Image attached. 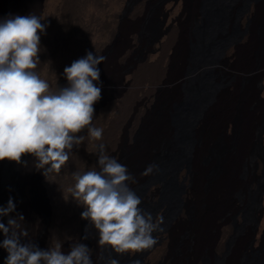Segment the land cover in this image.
<instances>
[{"label":"bare ground","instance_id":"6f19581e","mask_svg":"<svg viewBox=\"0 0 264 264\" xmlns=\"http://www.w3.org/2000/svg\"><path fill=\"white\" fill-rule=\"evenodd\" d=\"M149 1L0 0V20L28 15L44 18L39 76L52 92L67 86L63 70L73 61L88 52L105 58L97 65L100 78L94 83L101 88V99L94 104L92 121L103 130L102 140H93L87 129L79 133L84 142L73 147L59 174L48 175L51 182L42 169H36L31 155H24L21 163L0 161V206L6 207L9 198L15 204V211L3 217V222L22 215V227L28 231L22 242L47 250L58 240L67 254L80 241V214L85 209L71 196L65 201V190L74 185V172L90 170L87 159L98 150V142L104 144L107 155L114 156L119 147L118 143L114 146V120L122 117L117 136L129 135V142L120 148V163L133 178L127 183L142 202L155 205L154 220L164 217L162 230L153 233L156 244L140 252V264H242L245 253L251 256L249 264H261L264 179L246 233L234 241L229 236L232 218L239 216L243 195L259 168L250 145L257 139L264 144V125H258L260 87L250 85L247 76H212L193 89L187 81L225 57L240 59L243 66L237 64V72L264 67L260 62L264 59V0H156L153 12L160 16L162 27L145 43L137 64L128 69L130 73L114 70V61L123 60L139 41ZM237 7L241 9L235 13ZM238 23L243 31L240 37L238 30L231 34ZM193 52L198 62L191 67ZM152 68L158 71L149 73ZM136 69L147 70V74L133 76ZM126 92L131 96L124 108L121 103ZM186 98L193 106L185 110L184 139L174 145V113ZM177 150L181 158L172 165L164 164L163 178L148 179L149 173H144L149 166L153 171ZM166 178L176 187L170 209L166 201H159ZM138 186L141 188L136 189ZM85 245L91 250L93 264H110L112 259L133 255L117 254L112 248L107 253L94 230ZM6 257V250L0 248V264H6Z\"/></svg>","mask_w":264,"mask_h":264},{"label":"clouds","instance_id":"9594fccd","mask_svg":"<svg viewBox=\"0 0 264 264\" xmlns=\"http://www.w3.org/2000/svg\"><path fill=\"white\" fill-rule=\"evenodd\" d=\"M44 19L37 15L15 16L0 20V161L22 162L24 155L35 158L36 169L59 174L69 160L74 146L84 142L79 135L87 129L89 136L101 141L103 130L92 125L94 104L101 99L98 64L103 56L88 52L63 70L67 86L58 92L35 71L40 63V33ZM100 171L74 172V185L63 195L71 196L84 207L80 216L89 220L99 234V244L110 246L117 254H136L152 248L157 240L153 233L162 230V217L155 220L140 207L141 198L129 187L133 178L127 167L105 153L98 145ZM152 166L144 174L150 173ZM51 182V181H49ZM15 211L9 198L0 206V248L7 252L6 264H93L91 250L84 244L71 246L65 254L60 241L47 250L32 242L22 227V215L3 217ZM110 264H118L112 259ZM131 264H140L134 260Z\"/></svg>","mask_w":264,"mask_h":264},{"label":"rangeland","instance_id":"374dc122","mask_svg":"<svg viewBox=\"0 0 264 264\" xmlns=\"http://www.w3.org/2000/svg\"><path fill=\"white\" fill-rule=\"evenodd\" d=\"M155 5H156V7H155ZM157 6H158V3L156 2V0H152V1H149L147 3L146 8H148L147 11L149 12V14L145 17V20L143 21V29H142V32L139 36L140 38H138L139 43L136 42L134 44L135 47L133 45L131 48L128 49L127 54L125 55L126 59L125 58H124L125 60L123 59L124 61L123 60L118 61V59H116L114 61V70H117V71L118 70H122V71L124 70L125 73H130L129 70H131L132 68L135 67L139 58L142 56V53H143L142 49H143V46L145 45V43L147 41H149V39L153 38L157 34V32L160 30V28L162 27V20H161V18H159L160 17L159 15H157V14L155 15V12H153L157 8ZM240 9H241L240 7H237L235 9V13L238 12ZM206 13L208 14V17H209L210 10L206 9ZM151 15H154V16H151ZM172 24H173L172 28L177 27V23L175 21H173ZM235 26L236 27H234V28H236V30L234 28H232L231 34H232V32L235 33L238 30V32H236V34L240 33V34H238V36L240 37L242 32H243L242 28L239 27L240 26L239 23L236 24ZM203 48H204V50L209 49L207 46H203ZM195 56H196V53L193 52L191 55V58H190V61H192L191 67L196 65L198 62L197 58H195ZM231 58L225 57V60H223L219 64L214 63V65L213 64L210 65L209 68L202 70L197 75H193L196 77L193 79H189V81H187V83H189L188 85H190V88L193 89L194 87L201 85V82L203 80H207V78H211L212 76H213V78H215V77L222 78L223 76H232V77H234V76H247L246 81L248 79V83L250 85H253L254 87H257V86L260 87L258 94H259V97L261 98V106H260L261 110H260V114H259L258 125H264V67L263 68L260 67L256 70L252 71V72H249V73H242L241 71L237 72L236 70H234V68H236V65L238 64L237 66L242 67L243 64L241 63L240 59L236 60L234 57H231ZM260 62H261V64H263L264 59H261ZM38 68H40V69L38 70ZM38 68L36 70H37V73L39 74V72L42 71L41 63L38 65ZM126 71H128V72H126ZM156 71H158L157 68H152V69L148 70L149 73H153V74H155ZM139 72L140 73L143 72L142 73L143 75L142 74L139 75ZM133 74H134L133 76H138V77L144 76V74H147V70L136 69ZM138 77H136V79H135L136 86H138V83H139ZM64 83L67 84V82H64ZM114 86H115V84H114ZM114 88H116V87H114ZM129 96H131V93L126 92L125 98L123 96V100H124L125 105H124V103H121V105L123 104V106H121V107H124V108L127 107L128 100L130 99ZM192 106H193V103L191 101H189V98H186L184 100V102L182 103V105L180 107H177L175 110L174 118H173L174 123H175V132H174V137H173V142H172L174 145L179 144V142L182 139H184V134L186 131V129H185V110L189 109ZM121 119H122V117H118V118H116V120H114V123H115L114 127L116 126V128H114V146L118 143L119 147H117L118 149L114 150L115 154L113 157L115 159H117L119 163H120L121 159L123 158V153L121 152L120 148L122 146L124 147L126 145V142H129V140H128L129 135L128 134H126V135L124 134L123 137L117 136L118 131H119V123L121 122ZM118 141H120L121 144ZM99 144H100V142L97 143V145H99ZM250 148H251L253 155L255 156L257 163L259 164V168L254 172V177H253L254 183L248 187V189L246 190V192L243 195L244 203L240 209L239 216L232 218L231 224L229 225L231 227L229 229V234H230L229 236L231 237L232 241H234L235 239H237L239 237L244 236V234L247 231V227H249V225L253 221L254 209H255L257 203L259 202V198H260L258 190L262 184V180L264 179V144L261 143V141L259 139H257L251 143ZM99 154H100L99 149L96 150L93 154L90 152V155L87 159L90 161V162L87 161V165H88L89 169L94 168L97 171H100V166L97 163V159H98ZM174 155L168 161L159 162L157 164V166L153 169V171H151L149 173L148 179L163 178L164 164H166L168 162L170 165H172L173 162L175 163L176 161H178L181 158V153L178 150L174 153ZM170 160H173V161L170 162ZM140 188H141V186H138L136 189H140ZM175 192H176L175 184L169 178H166L165 179V189H164V192L159 197V201H166L168 203V206L170 209L174 204L173 196H174ZM155 203H157V202H155ZM140 207L143 211L151 213L153 211V208L155 207V205L153 203L147 204V203L142 202ZM163 221H164V217H162V223H163ZM80 222H81V227H82V234H81L80 241L78 243L85 245L86 242L88 241L92 231L93 230L97 231V230L95 228L91 229V225L89 224V221L86 219H82L80 217ZM110 248H111L110 246L106 245L107 253H108ZM248 254L245 253V255L243 256L242 264H249V260H250L251 256ZM140 255H141L140 252L133 254V255H127L128 257L126 256L125 259H123V260L118 259V264H131V262L134 260L141 261ZM99 264H104V263L99 262ZM154 264H161V261L154 263ZM261 264H264V262Z\"/></svg>","mask_w":264,"mask_h":264}]
</instances>
